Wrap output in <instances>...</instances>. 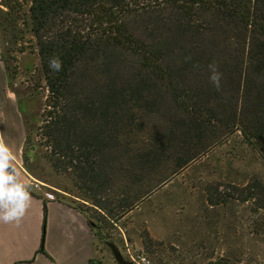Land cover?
I'll list each match as a JSON object with an SVG mask.
<instances>
[{"label":"trees","instance_id":"16d2710c","mask_svg":"<svg viewBox=\"0 0 264 264\" xmlns=\"http://www.w3.org/2000/svg\"><path fill=\"white\" fill-rule=\"evenodd\" d=\"M0 3L7 7L0 9V41L23 43L29 33L39 56L48 91L38 128L45 157L55 171L72 177L89 204L67 201L86 214L104 243L102 224L88 211L101 223H114L154 186L233 134L264 170V0ZM137 16L143 24H135ZM209 65L221 74L219 87L210 80ZM28 141L27 132L23 162L31 172ZM167 166L173 172L153 184L154 172ZM146 177L131 194V186ZM227 185L225 194L207 182L205 202L249 203L252 230L264 234V173ZM221 261L211 264H228Z\"/></svg>","mask_w":264,"mask_h":264},{"label":"rangeland","instance_id":"374dc122","mask_svg":"<svg viewBox=\"0 0 264 264\" xmlns=\"http://www.w3.org/2000/svg\"><path fill=\"white\" fill-rule=\"evenodd\" d=\"M27 6L24 4L23 8ZM0 9L7 7L0 3ZM144 21V17L137 16L135 24L141 25ZM24 36L23 43L5 45L0 41V55L26 119L32 169L29 173L42 182V192L48 190L66 200L89 204L81 198L72 177L55 171L45 157L48 149L38 128L44 118L48 91L39 56L30 42L32 36L29 33ZM173 170L167 166L155 171L152 183L159 184L157 181L161 182ZM252 172L264 173V170L240 135L233 134L154 186L114 223H101L98 221L101 217L94 211L87 214L94 222L102 224V234L105 233L107 240L114 242L128 260L131 253L144 255L149 264H211L222 262L223 258L226 260L223 263L228 264H264V234L252 230L249 203L228 199L226 203L211 206L203 195L207 182L217 191L228 194V182L243 185ZM147 179L132 185L131 194L140 190ZM147 237L152 239L150 244L146 243ZM96 238L103 254L111 258L113 264H118L104 241L99 236Z\"/></svg>","mask_w":264,"mask_h":264},{"label":"crops","instance_id":"0c3cea01","mask_svg":"<svg viewBox=\"0 0 264 264\" xmlns=\"http://www.w3.org/2000/svg\"><path fill=\"white\" fill-rule=\"evenodd\" d=\"M26 134L18 94L0 55V138L15 157L13 175L27 187L31 175L23 162ZM30 196L29 206L19 222H0V264H113L99 248L86 214L60 198L45 200L44 248L40 251L44 198L32 193ZM73 215L75 219L71 218Z\"/></svg>","mask_w":264,"mask_h":264},{"label":"clouds","instance_id":"9594fccd","mask_svg":"<svg viewBox=\"0 0 264 264\" xmlns=\"http://www.w3.org/2000/svg\"><path fill=\"white\" fill-rule=\"evenodd\" d=\"M53 63L59 68L58 57L53 59ZM209 68L212 73L210 80L219 87L221 74L215 65H209ZM14 159L12 151L3 138H0V222L4 223L19 222L31 200L30 193L26 191V185L19 182L18 177L12 174L15 172L12 165ZM71 218L75 219V216Z\"/></svg>","mask_w":264,"mask_h":264},{"label":"built area","instance_id":"2783aa9c","mask_svg":"<svg viewBox=\"0 0 264 264\" xmlns=\"http://www.w3.org/2000/svg\"><path fill=\"white\" fill-rule=\"evenodd\" d=\"M42 182L35 179L32 176H28L27 180V187L31 188L35 192H40L41 196L44 198V200H52L55 198L54 194L51 191L45 190L42 192ZM129 260L135 262L136 264H149V260L144 256L140 254H128Z\"/></svg>","mask_w":264,"mask_h":264},{"label":"water","instance_id":"95a60500","mask_svg":"<svg viewBox=\"0 0 264 264\" xmlns=\"http://www.w3.org/2000/svg\"><path fill=\"white\" fill-rule=\"evenodd\" d=\"M105 244L109 247L115 261L118 264H136L135 262L126 259L114 242L106 240Z\"/></svg>","mask_w":264,"mask_h":264}]
</instances>
